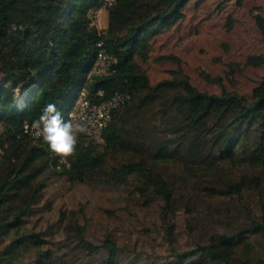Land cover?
<instances>
[{
  "label": "trees",
  "instance_id": "1",
  "mask_svg": "<svg viewBox=\"0 0 264 264\" xmlns=\"http://www.w3.org/2000/svg\"><path fill=\"white\" fill-rule=\"evenodd\" d=\"M191 1L115 0L100 30L94 12L103 0H0V264H264V76L250 98L218 95L180 70L152 84L140 63ZM254 17L264 39V16ZM99 43L115 71L89 81ZM247 64L263 65L264 56ZM85 87L95 104L115 92L130 99L113 112L103 144L79 138L67 167L24 127L49 103L67 120ZM58 181L124 190L155 218L123 225V235L110 219L100 237L85 206L56 210L44 201ZM182 214L187 247L178 240ZM138 231L145 241L156 235L165 253L139 248Z\"/></svg>",
  "mask_w": 264,
  "mask_h": 264
},
{
  "label": "rangeland",
  "instance_id": "2",
  "mask_svg": "<svg viewBox=\"0 0 264 264\" xmlns=\"http://www.w3.org/2000/svg\"><path fill=\"white\" fill-rule=\"evenodd\" d=\"M264 16V0H192L185 9V16L176 26L165 30L153 42V51L140 60L152 84L172 77L173 72H181L198 89L212 94L223 90L236 91L250 98L252 90L264 76V64L250 66L249 56H264V39L255 24V15ZM95 20V17H94ZM107 13L94 21L105 29ZM174 56L177 60L161 61L162 56ZM207 78L212 79L209 81ZM124 190L120 192L107 188L72 185L65 181L55 182L45 195V202H53L56 210L61 206L86 207V224L91 233L103 236L110 219L119 224L116 233L123 235L125 224L134 230L136 222H153L155 208L141 209L133 206ZM255 200V199H254ZM253 203L252 199L247 200ZM214 204V203H212ZM106 210H112L110 215ZM180 247H187L190 238L187 233L188 217L180 215L177 220ZM137 230V229H136ZM202 230L196 231L193 238H199ZM134 238H140V247L146 251L165 253L159 246L160 239L152 241L151 235L144 240L141 231ZM133 246L135 240L125 238Z\"/></svg>",
  "mask_w": 264,
  "mask_h": 264
},
{
  "label": "built area",
  "instance_id": "3",
  "mask_svg": "<svg viewBox=\"0 0 264 264\" xmlns=\"http://www.w3.org/2000/svg\"><path fill=\"white\" fill-rule=\"evenodd\" d=\"M114 2L115 0H103L102 7L94 12L95 21L101 16V12L106 11V9L113 5ZM99 29L104 30L103 28ZM98 46L100 47V50L98 51L95 61L87 75L89 81L96 76H109L115 71L113 66L117 62L116 58L103 48L102 43H99ZM104 95L105 92L103 90L99 91L97 94L98 97H103ZM129 99L130 95L128 93L115 92L109 99L95 104L89 99V89L85 87L79 92L74 105L68 113V118L71 113L76 122L82 123L86 126L87 131L84 134H81L79 138L85 137L103 144V134L112 121L113 112L124 105ZM24 131L33 138L43 140L42 138L36 137L32 125L26 124ZM58 158L61 164L66 165L67 167L69 166V159H67L66 162H62L61 158Z\"/></svg>",
  "mask_w": 264,
  "mask_h": 264
},
{
  "label": "clouds",
  "instance_id": "4",
  "mask_svg": "<svg viewBox=\"0 0 264 264\" xmlns=\"http://www.w3.org/2000/svg\"><path fill=\"white\" fill-rule=\"evenodd\" d=\"M32 129L36 137L42 138L49 150L60 157L62 162L76 154L79 136L87 131L86 126L76 122L71 113L66 120L54 103L42 109L39 119L32 122Z\"/></svg>",
  "mask_w": 264,
  "mask_h": 264
}]
</instances>
